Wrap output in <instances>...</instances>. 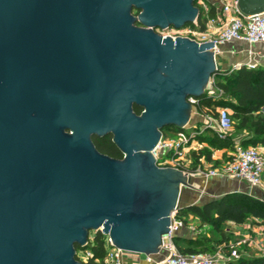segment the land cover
I'll use <instances>...</instances> for the list:
<instances>
[{
  "label": "water",
  "instance_id": "1",
  "mask_svg": "<svg viewBox=\"0 0 264 264\" xmlns=\"http://www.w3.org/2000/svg\"><path fill=\"white\" fill-rule=\"evenodd\" d=\"M195 2L0 0V264H85L75 246L100 229L129 254L159 252L190 183L153 151L218 67L214 42L154 29L192 23ZM108 135L122 159L96 148Z\"/></svg>",
  "mask_w": 264,
  "mask_h": 264
},
{
  "label": "built area",
  "instance_id": "2",
  "mask_svg": "<svg viewBox=\"0 0 264 264\" xmlns=\"http://www.w3.org/2000/svg\"><path fill=\"white\" fill-rule=\"evenodd\" d=\"M197 6L200 13H203L206 18V29L200 30L199 17L192 23H189L181 28L168 26L164 29L155 28V32L163 38L167 36L176 39V37L189 38L198 43L214 42V47L211 49L214 52L216 62L217 56L221 53V47L233 41H245L251 44L264 45V12L256 14H244L238 5V0H220V7L217 8V13L211 17L209 15L208 0H197ZM215 28L216 33L213 36L210 29ZM248 69H256L261 66L260 61H248L245 65ZM239 67H234L232 70H237ZM214 77L211 78L210 84L206 92L210 95L217 94L213 87ZM189 102L195 106L198 104L197 98H189ZM193 113L203 117L204 122L202 129H211L219 139L225 140L230 135L233 127L231 114L227 108L218 109L217 117L213 115H203L197 111ZM191 122V121H190ZM189 122L182 129L173 132L172 137H167L162 131V136L159 144L156 146L153 154L157 160V164L164 168H175L188 174L185 162L187 161L189 150L196 141L195 137L200 133L198 122ZM189 128L191 132L186 129ZM197 176L214 177L225 176L245 182L250 187H258L263 183L264 177V151L254 146L244 147L241 144H236L234 150L230 154V158L220 167L215 168L212 165L207 167L198 166L193 171ZM189 175V174H188ZM181 209L179 205L171 214V224L169 232L163 236V241L160 250L156 254L145 255L146 261L149 264H229L241 258V249L249 244V241L237 240L229 242L228 245H223L217 248L213 253H194L183 254L177 244L176 237L181 230L188 228L195 237L198 232L193 226H186L182 218L178 216V211ZM97 232H101L104 236L106 257L105 264H123V256L127 253L113 244L109 236L105 235L100 229L99 231L90 232L89 241H91ZM264 244L263 242H261ZM86 245V246H87ZM92 257L89 250L81 249L77 252V259L82 263L87 262Z\"/></svg>",
  "mask_w": 264,
  "mask_h": 264
},
{
  "label": "trees",
  "instance_id": "3",
  "mask_svg": "<svg viewBox=\"0 0 264 264\" xmlns=\"http://www.w3.org/2000/svg\"><path fill=\"white\" fill-rule=\"evenodd\" d=\"M195 4L197 5V0ZM209 7V15L213 17L217 13V6L209 2ZM133 13L137 15L138 11L134 10ZM198 20L200 30H205L206 18L203 13H200ZM213 77V87L217 94L210 95L205 92L198 98L195 109L203 115L217 117L218 109L227 108L232 121L236 122L234 129L237 133L240 132V144L244 147H264V66L256 69H248L246 66L237 70L218 69ZM134 110L137 114L142 112L138 106H134ZM172 129L177 131L179 128ZM205 131H211L213 135L209 136ZM195 139L206 143L207 147L190 152L192 171L201 164V160L215 168L222 165L213 159L212 149L228 148L233 151L235 148V137L230 134L227 139L221 140L211 129L200 132ZM93 142L99 152L115 159L123 158L121 151L112 142V135L103 139L94 137ZM178 216L184 220L186 226L191 225L198 232L195 237L185 240L187 246L181 245L180 238L176 237V244L183 254L213 253L217 249L216 246H210L212 239L209 234L213 232L218 234L220 244L228 245L231 238L224 229L227 222L242 225L253 218L258 219L264 233V202L244 193H229L201 206L181 207ZM75 249L77 252L81 249L91 252L92 257L85 264H105L107 252L101 232H97L86 247L76 245ZM229 264H264V256L241 257Z\"/></svg>",
  "mask_w": 264,
  "mask_h": 264
},
{
  "label": "crops",
  "instance_id": "4",
  "mask_svg": "<svg viewBox=\"0 0 264 264\" xmlns=\"http://www.w3.org/2000/svg\"><path fill=\"white\" fill-rule=\"evenodd\" d=\"M208 2L220 7V0H208ZM210 33L215 36L216 29L211 28ZM258 60L261 66H264V45L263 44H251L245 41H233L231 43L225 44L221 47V53L217 56V67L220 70L233 69L234 67L245 66L248 61ZM194 111H197L194 110ZM198 112V111H197ZM199 113V112H198ZM193 122H198L200 126V132H203L204 119L202 116L193 113L191 119V124ZM207 135H213L211 131H205ZM240 132H236L235 129L231 131V135L235 137V145L240 144ZM207 147L206 143H201L196 140L193 142L190 152L193 150H198L200 148ZM261 151H264L263 146H257ZM213 159L215 161L224 164L230 158L232 150L228 148L223 149H212ZM190 152L188 154V159L185 162L186 170L192 171L193 165L190 159ZM188 164V165H186ZM191 165V167H190ZM212 165L210 163L201 160V164L198 166L207 167ZM197 166V167H198ZM194 171V170H193ZM189 172V183L190 187H184L182 190V195L180 199L181 207H188L191 205H203L211 200L218 199L229 193H244L252 196L260 201L264 202V177L263 183L258 187H250L247 183L241 182L234 178H229L225 176H214V177H204L197 176L194 172ZM192 186V187H191ZM193 216H190L192 219ZM224 229L228 236H230V242L237 240H247L249 244L241 249V257L244 258H255L259 256H264V244L261 243L264 240L263 227L260 225V220L251 219L247 223L238 225L231 222H227L224 225ZM217 234V233H215ZM180 244L187 246L185 243L186 239H191L193 233L188 229L184 228L181 230L179 235ZM212 239V244L210 246H216L219 248L224 244H220L219 236L209 234ZM123 264H149L146 261V257L143 254H129L126 253L123 256Z\"/></svg>",
  "mask_w": 264,
  "mask_h": 264
},
{
  "label": "rangeland",
  "instance_id": "5",
  "mask_svg": "<svg viewBox=\"0 0 264 264\" xmlns=\"http://www.w3.org/2000/svg\"><path fill=\"white\" fill-rule=\"evenodd\" d=\"M262 112H263V114H264V109L262 110ZM236 124V122H234L233 121V127H232V130L234 129V125ZM169 128H171V127H167V128H165V130H164V132H165V134H166V136L167 137H172L173 136V132H172V130H170ZM188 132H191V130L189 129V128H187L186 129ZM186 165H188V164H186ZM190 167H191V165H190ZM93 233H94V231H92ZM91 232V233H92ZM213 235H215V236H217L218 234H215V232H213Z\"/></svg>",
  "mask_w": 264,
  "mask_h": 264
},
{
  "label": "flooded vegetation",
  "instance_id": "6",
  "mask_svg": "<svg viewBox=\"0 0 264 264\" xmlns=\"http://www.w3.org/2000/svg\"><path fill=\"white\" fill-rule=\"evenodd\" d=\"M137 26H141L139 23H137ZM104 138V137H103ZM103 138H101V139H103Z\"/></svg>",
  "mask_w": 264,
  "mask_h": 264
}]
</instances>
